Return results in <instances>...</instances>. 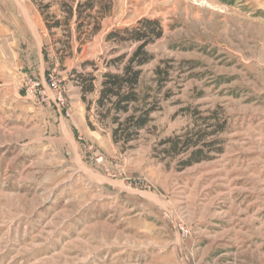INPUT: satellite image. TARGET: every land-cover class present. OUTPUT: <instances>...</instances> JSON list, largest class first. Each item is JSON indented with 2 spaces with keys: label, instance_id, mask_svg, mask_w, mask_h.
Listing matches in <instances>:
<instances>
[{
  "label": "rangeland",
  "instance_id": "obj_1",
  "mask_svg": "<svg viewBox=\"0 0 264 264\" xmlns=\"http://www.w3.org/2000/svg\"><path fill=\"white\" fill-rule=\"evenodd\" d=\"M108 2L79 38L74 21L49 32L30 0H0V264H264V0ZM142 19L163 30L138 89L155 111L122 147L94 102L105 63L135 47L106 36ZM77 74L96 77L86 102ZM27 78L55 80L65 108ZM215 122L208 160L163 152Z\"/></svg>",
  "mask_w": 264,
  "mask_h": 264
},
{
  "label": "trees",
  "instance_id": "obj_2",
  "mask_svg": "<svg viewBox=\"0 0 264 264\" xmlns=\"http://www.w3.org/2000/svg\"><path fill=\"white\" fill-rule=\"evenodd\" d=\"M30 1L37 7L49 32L60 28L66 30L69 36L68 28L71 21H74L79 38L84 35L91 37L97 33L100 29L101 18L110 12L108 0ZM54 5L58 6L61 18L55 12H51ZM138 26L113 31L106 36V41L117 44H134L135 47L130 54L123 53L105 63V68L113 70H106L102 73L97 98L94 102L97 121L102 125L111 126L112 142L122 147L138 139L140 131L147 127L151 121V114L155 111L153 107L145 103L138 89L143 67L153 60V56L146 48L162 37L163 30L157 20L142 19L138 21ZM63 44L64 51L70 48L68 41ZM155 74L159 76L167 73L157 67ZM75 78L81 98L86 102V96L96 90V77L92 74H77ZM87 123L90 128H94L89 120ZM206 125L207 129H212L198 131L194 135L195 138L191 136V132H186L161 141V145H167L163 152L180 155L196 147L190 150L185 160L180 162L182 168L208 160V153L219 152L220 149L216 147L217 140L206 141V139L223 132L225 127L224 123L218 122ZM199 145L200 147L197 148Z\"/></svg>",
  "mask_w": 264,
  "mask_h": 264
},
{
  "label": "built area",
  "instance_id": "obj_3",
  "mask_svg": "<svg viewBox=\"0 0 264 264\" xmlns=\"http://www.w3.org/2000/svg\"><path fill=\"white\" fill-rule=\"evenodd\" d=\"M24 87L26 91L35 96V99L40 104L58 105L59 108L64 109L63 93L65 90L57 89L55 80L51 79L50 83L39 82L31 78H27L24 81ZM65 116L69 117L65 112Z\"/></svg>",
  "mask_w": 264,
  "mask_h": 264
},
{
  "label": "crops",
  "instance_id": "obj_4",
  "mask_svg": "<svg viewBox=\"0 0 264 264\" xmlns=\"http://www.w3.org/2000/svg\"><path fill=\"white\" fill-rule=\"evenodd\" d=\"M42 55L41 54H39V56L37 57L38 58V61H39V63H40V65L42 64V57H41ZM256 242V244H257V248H258V246H260V245H263L264 246V244H262V243H259L258 241H251V243H255ZM258 250H259V248H258Z\"/></svg>",
  "mask_w": 264,
  "mask_h": 264
}]
</instances>
